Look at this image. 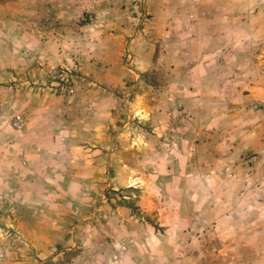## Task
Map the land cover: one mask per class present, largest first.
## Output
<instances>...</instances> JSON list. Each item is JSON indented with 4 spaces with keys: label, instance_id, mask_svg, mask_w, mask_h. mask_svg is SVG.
Instances as JSON below:
<instances>
[{
    "label": "rangeland",
    "instance_id": "374dc122",
    "mask_svg": "<svg viewBox=\"0 0 264 264\" xmlns=\"http://www.w3.org/2000/svg\"><path fill=\"white\" fill-rule=\"evenodd\" d=\"M68 1L54 3L46 24L39 18L42 29L65 26L67 53L35 85H54L65 61L72 91L64 96L73 95L95 62L110 63L113 73L101 78L113 98L99 106L113 112L106 129L113 154L94 182L65 183L87 221L79 236L69 231L76 245L54 248L65 247L59 264H143L130 261L141 244L127 247L141 238L150 254L171 260L150 264H264L251 262L264 260V184L253 191L247 165L261 151L233 147L238 127L253 138L264 114V0ZM208 79L214 84L205 85ZM223 127L234 133L230 143ZM19 243L0 236L3 264L34 252Z\"/></svg>",
    "mask_w": 264,
    "mask_h": 264
},
{
    "label": "crops",
    "instance_id": "0c3cea01",
    "mask_svg": "<svg viewBox=\"0 0 264 264\" xmlns=\"http://www.w3.org/2000/svg\"><path fill=\"white\" fill-rule=\"evenodd\" d=\"M65 2L0 0V194L11 207L2 220L19 231L20 243L34 249L32 254L15 261L17 264H59L57 259L62 257L65 247L57 250V254L53 253L54 248L78 243V240H70L69 231L73 229L79 236L85 228V208L71 206L72 194L65 183L94 182L99 176L96 168L100 170L104 160L110 163L113 154V140L106 130L107 124L113 123V112L109 110L106 114L105 110L101 113L103 108L99 106L113 98L102 88L107 86L104 84L107 79L101 78L102 74L113 73L110 63H101L98 67L95 62L90 81L87 80L86 85L73 95H56L46 88L38 90L35 85L45 77L49 67L59 64L66 56L65 26L42 29L38 25L40 17L46 24L47 15L52 17L56 5L62 7L67 5ZM38 7H44L47 12L37 14ZM56 13L64 18L60 11ZM63 18L61 22L64 23L66 17ZM253 33L259 34L260 30L255 29ZM87 65L85 69H89ZM207 83L214 84L211 79L206 80L205 85ZM173 97L175 101L176 95ZM13 116L20 118L17 128L11 125ZM257 120L253 138L248 137L250 132L246 128L238 127L239 136L233 141V147L239 151H261L247 163L252 164L248 176L254 192L264 184V114L259 112ZM222 132L229 140L225 142L230 143L234 133L224 131V127ZM179 133V140H182L183 131ZM222 146L226 144L223 142ZM74 167L77 168L75 172ZM234 175L228 176L234 178ZM37 183H42L40 188H35ZM77 196L75 194L73 198ZM134 244H141V254L136 258L131 255L132 262L171 261L160 253L150 254L144 238L131 240L128 249ZM172 258L174 262L179 260L176 255ZM252 261L264 260L255 255L251 257Z\"/></svg>",
    "mask_w": 264,
    "mask_h": 264
},
{
    "label": "built area",
    "instance_id": "2783aa9c",
    "mask_svg": "<svg viewBox=\"0 0 264 264\" xmlns=\"http://www.w3.org/2000/svg\"><path fill=\"white\" fill-rule=\"evenodd\" d=\"M56 73H58L59 77L58 80L55 82L54 85L49 84L46 85V89H53V87L56 89L54 91H58L60 94H67L72 91L71 78L72 75L69 73V67H67V62L63 61L59 66L57 65L55 69ZM11 125L13 127H19L20 124V118L18 116H13L11 119ZM11 207L10 202L4 199V196L0 194V220L2 217H7V215L10 213ZM0 236H3V238L12 239V241H18L20 242L21 237L19 232L13 227L12 224H8L6 222H3V225L0 227ZM5 259V253L2 249H0V264H3Z\"/></svg>",
    "mask_w": 264,
    "mask_h": 264
},
{
    "label": "trees",
    "instance_id": "16d2710c",
    "mask_svg": "<svg viewBox=\"0 0 264 264\" xmlns=\"http://www.w3.org/2000/svg\"><path fill=\"white\" fill-rule=\"evenodd\" d=\"M130 209H131V210H136V207H134V206H130ZM133 213H134V211H133ZM134 214H135V215L137 214L138 216L140 215V213H138V212H136V213H134ZM145 219H146V220L149 222V224H151L153 227H156L155 223H152L151 220H150V218H149L148 216H146Z\"/></svg>",
    "mask_w": 264,
    "mask_h": 264
}]
</instances>
